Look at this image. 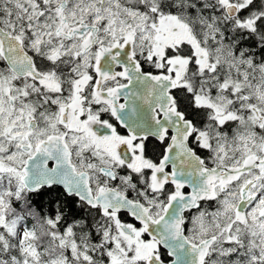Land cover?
Returning <instances> with one entry per match:
<instances>
[{"label":"snow or ice","instance_id":"snow-or-ice-1","mask_svg":"<svg viewBox=\"0 0 264 264\" xmlns=\"http://www.w3.org/2000/svg\"><path fill=\"white\" fill-rule=\"evenodd\" d=\"M0 264H264V0H0Z\"/></svg>","mask_w":264,"mask_h":264}]
</instances>
